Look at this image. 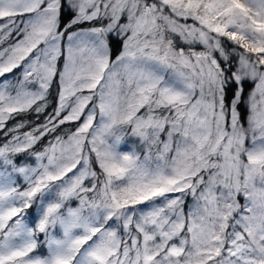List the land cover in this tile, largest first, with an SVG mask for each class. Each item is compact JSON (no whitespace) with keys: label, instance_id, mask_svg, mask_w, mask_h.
I'll list each match as a JSON object with an SVG mask.
<instances>
[{"label":"snow or ice","instance_id":"1","mask_svg":"<svg viewBox=\"0 0 264 264\" xmlns=\"http://www.w3.org/2000/svg\"><path fill=\"white\" fill-rule=\"evenodd\" d=\"M0 264H264V0H0Z\"/></svg>","mask_w":264,"mask_h":264},{"label":"trees","instance_id":"2","mask_svg":"<svg viewBox=\"0 0 264 264\" xmlns=\"http://www.w3.org/2000/svg\"><path fill=\"white\" fill-rule=\"evenodd\" d=\"M251 87H252V85H250V84L247 85V86H246V92H247V91H250V90H251ZM69 127H71V126H69Z\"/></svg>","mask_w":264,"mask_h":264}]
</instances>
